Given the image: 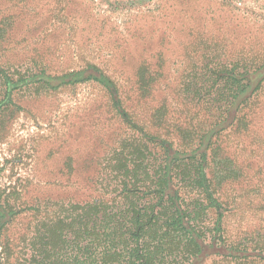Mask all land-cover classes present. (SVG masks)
Segmentation results:
<instances>
[{
  "label": "rangeland",
  "instance_id": "1",
  "mask_svg": "<svg viewBox=\"0 0 264 264\" xmlns=\"http://www.w3.org/2000/svg\"><path fill=\"white\" fill-rule=\"evenodd\" d=\"M2 18L13 23L14 63L37 60L72 81L16 92L15 106L2 114L0 264L30 259L23 240L34 233L32 207L102 193L116 155L135 135L128 114L154 132L163 122L174 129L163 114L178 111L182 92L208 86V68L264 66V0H0ZM241 110L214 159L233 155L242 166L251 162L252 172L264 158V80ZM222 190L230 197L224 228L240 240L254 219L243 211L241 193ZM226 253L205 247L198 264H242Z\"/></svg>",
  "mask_w": 264,
  "mask_h": 264
},
{
  "label": "trees",
  "instance_id": "2",
  "mask_svg": "<svg viewBox=\"0 0 264 264\" xmlns=\"http://www.w3.org/2000/svg\"><path fill=\"white\" fill-rule=\"evenodd\" d=\"M12 24L0 19V128L3 112L15 106L16 92L72 81L51 74L37 60L14 63ZM263 67L254 69L244 61L231 68H208L203 76L208 86L182 92L178 111L163 114L174 129L163 122L154 132L125 114L135 135L116 155L111 179L101 183L102 193L96 190L97 195L82 202L61 200L31 208L37 221L33 235L23 240L32 252L27 264H198L205 247H221L225 257L242 264H264V158L254 151L263 161L252 172L246 169L251 162L242 166L233 155L214 159L215 147L221 148L254 84L264 80ZM97 78L114 89L109 79ZM252 134L249 128L247 136ZM224 188L243 195V211L254 219L240 240L224 228L230 202ZM185 190L199 196L186 199ZM0 215L6 216L1 206ZM210 215L212 229L206 226Z\"/></svg>",
  "mask_w": 264,
  "mask_h": 264
}]
</instances>
